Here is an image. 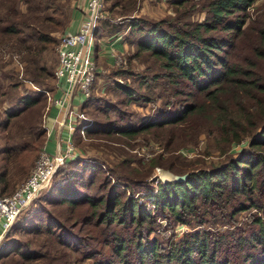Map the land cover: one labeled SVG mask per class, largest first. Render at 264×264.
Masks as SVG:
<instances>
[{"label": "trees", "instance_id": "obj_1", "mask_svg": "<svg viewBox=\"0 0 264 264\" xmlns=\"http://www.w3.org/2000/svg\"><path fill=\"white\" fill-rule=\"evenodd\" d=\"M168 3L173 14L152 20L136 18L127 24V36L140 35L130 57L154 59L160 70L154 78H165L174 88L173 95L184 99L176 98L173 108L139 126L121 128L115 120L102 127L96 121L77 126L83 125L86 135L98 138L114 133L131 139L144 134L145 140L154 139L165 148L193 146L199 134H215L220 153L227 155L222 164L210 170L189 171L192 163L171 157L172 161L165 160L162 166L174 174L188 172L186 178L159 182L152 194L156 208L168 218L196 228L165 245L156 239L147 241L155 217L145 208V201L133 196L122 198L135 169L125 171L121 163L119 167L127 175L109 169L99 182L102 195L83 193L73 184L58 186L61 197L54 203L65 205L57 213L62 217L53 216L50 210L36 214L44 227L37 225L30 230L36 236L27 245L33 243L35 247L21 249L22 244L11 241L0 252V258H8L5 264H74L87 258L94 264H264V218L259 214L264 213V0ZM21 4L26 6L23 13ZM57 4V0H0V50L25 62L20 77L19 72L10 70L13 83L9 87L23 86V79L40 87L50 80L54 84L53 69L40 62L42 53L55 41L52 27L38 28L33 14L50 12L42 23H59L55 16L62 11ZM197 10L204 13L201 20L190 16ZM96 28L102 26H95L93 36L99 33ZM113 73L129 71L121 67ZM115 86L126 96L121 102L139 98L127 84L116 82ZM40 97V91L24 89L17 103L21 108H33ZM87 98L80 105L82 111L88 106ZM20 110L7 113L3 130L10 127V119ZM26 118L31 117L24 115L22 122ZM30 129L33 125L27 127ZM3 140L0 185L10 176L6 164L11 159L22 164L20 156L26 150L24 145H16L12 134H5ZM241 141L240 154L231 155V148ZM118 179L128 182L118 185L114 181ZM0 191L5 194L3 187ZM251 209L256 212L246 220L238 219L239 212ZM72 254L77 256L71 259Z\"/></svg>", "mask_w": 264, "mask_h": 264}, {"label": "rangeland", "instance_id": "obj_2", "mask_svg": "<svg viewBox=\"0 0 264 264\" xmlns=\"http://www.w3.org/2000/svg\"><path fill=\"white\" fill-rule=\"evenodd\" d=\"M57 1L59 4L57 5L61 7L60 9L62 11L61 15L55 16V20L59 21V23L54 22L49 25L42 23L43 16L50 12L41 10L33 14V22L38 28L42 27V29H45L46 27H52L50 33L55 41L42 53L40 62L46 68H52L53 71L57 64L55 45L59 37L66 32L70 19L75 14V10H78L77 7L81 5L80 2H75L74 0ZM114 5H117L118 8H115ZM19 10L21 13L25 12V4H21ZM105 11L106 18L99 22L102 27L109 28L105 32L107 35L112 31L110 29H115V24L111 27L110 23L112 19L117 17L123 19V23L128 24L136 18H148V20H152L151 18L157 19L164 15L173 14L171 5L168 1L164 0H106ZM115 13H118V15ZM130 14L131 16H128ZM203 15V12L197 10L191 13L190 16L192 19L201 20ZM115 23L117 22L115 21ZM139 37V34L127 36L125 39L127 53L121 54V62L116 64L112 58V67L104 69L98 74V77L93 83L91 96L87 98L88 106L84 107L83 111L81 110L84 115L74 121L76 123V130L71 136L75 147L74 154L68 155L65 158L62 164H60V168L58 167L59 169L52 176L49 184L20 212L9 231L3 236L2 240L5 245H2L3 248L0 249V252L11 241L16 244H22L21 249L35 247L33 243L31 246L29 244L27 245L29 243L28 240L31 242L36 236L30 230L37 225H40L41 228L44 227V222L38 220L35 217L36 214H45L44 210H50L53 216L62 217V215H58L57 213L65 205L54 203V201L61 197L57 190L58 186L63 185L61 187L66 188L71 187L73 184L78 191L83 193L85 192L92 196L102 195L104 190L98 187L99 182L110 173L109 169L111 168L118 169V173L121 175H127L125 171L135 169L133 174H130L135 175V177L132 183L128 184L125 196L122 198L133 196L137 197L139 202L145 201V208L155 217L154 230L149 234L147 241L156 239L158 243L165 245L171 238L180 239L185 232L196 228H191V226L185 224H176L171 218H168L167 213L161 212L156 208L152 194L155 192L159 182L167 181V178H163L162 181L156 182L157 174L170 172L162 166L165 160L172 161L174 157H178L185 163H192L189 171L192 169L194 171L200 169L210 170L222 164L227 155L220 153V144L217 143L215 134L208 131L199 134L197 140L191 143L193 146L186 144L182 147L170 146L169 148H165L159 142H155L154 139L145 140L146 137L144 134H140V137L135 136L131 139L121 137L114 133L109 137L100 136L98 138L93 135H86L82 130L83 125L77 126L83 123L87 125L90 123L92 125L96 121L102 127V124L112 120H115L121 128L139 126L147 120L156 118L162 111L164 112L165 110L167 111L173 108V103L176 98L184 99V96L173 95L174 88L166 82L165 78H154V75L160 71L155 67L154 63L156 62L154 59L146 55L130 57L135 51V39ZM98 56H100L99 53ZM13 57V59L10 58L8 54H4L0 50V85L4 86L0 89V145L3 144V136L5 134H12L15 136L16 145H24L26 150L20 156V163L22 164H14L11 161L12 159L6 164L10 166L8 169L10 176H8V180L4 184L0 185L1 189L3 187L5 190L4 193L11 192L18 183L26 178L39 151L42 149L41 147L44 145V139L46 140L47 136L46 119L48 108L51 105V97L55 90L52 80L46 86L40 87L29 80L23 79V86L17 88L9 87L13 83L9 77L10 70L19 72L20 77L25 67V62H19L16 56ZM121 67L126 68L129 73L115 75L113 71ZM116 82L127 84L139 95V98L129 102H121L122 100L125 101L126 96L116 88ZM24 89L36 90L41 93L38 103L33 108H21V105L17 103L18 97ZM2 92L3 94H1ZM18 109H21L19 115L12 117L10 119V121L12 120L10 127L8 126L7 129L3 130L1 124L7 118V113L14 112ZM71 111L75 115L78 113L75 109H71ZM24 115H30L31 118H26L22 122ZM29 125L31 127L33 125V129L27 131ZM40 133L43 134L41 137ZM9 142L11 143L10 139ZM242 142L236 143L231 148V155L238 156L240 154L238 149L242 146ZM124 160L125 162H123ZM1 163L0 160V170ZM121 163H124L123 169L125 171L119 167V165H122ZM24 164L26 166L21 167ZM111 181L113 182V180ZM114 181L118 185L128 182L122 179ZM118 185L115 186L116 189L123 191L122 187ZM147 187H149V190H145ZM255 212V209L244 210L239 212L237 217L240 220H246L250 214ZM259 214L264 218V213L259 212ZM64 217L65 214H63ZM223 227L221 226L220 228ZM76 231L74 229V232ZM75 256L77 254H72L71 259ZM13 257L17 256L14 255ZM6 259L8 258L1 257L0 264H5ZM74 264H94V262L92 258H87Z\"/></svg>", "mask_w": 264, "mask_h": 264}, {"label": "built area", "instance_id": "obj_3", "mask_svg": "<svg viewBox=\"0 0 264 264\" xmlns=\"http://www.w3.org/2000/svg\"><path fill=\"white\" fill-rule=\"evenodd\" d=\"M169 1V0H164ZM104 0H86L84 15L76 31H66L55 45L57 64L53 71L54 86L58 92L52 95L51 103L57 108L54 124L64 128L68 138L64 146L56 145V153L49 154L44 147L39 151L32 168L24 180L18 183L9 194L0 191V249L3 236L9 231L19 213L46 187L60 164L74 152L71 138L76 129V121L84 114L80 104L90 96L98 71L91 52L93 31L98 20L106 18ZM113 60L119 64L121 55L113 54ZM71 109L78 113L73 114ZM81 111V112H80ZM160 174L156 182L162 181ZM1 251V250H0Z\"/></svg>", "mask_w": 264, "mask_h": 264}, {"label": "crops", "instance_id": "obj_4", "mask_svg": "<svg viewBox=\"0 0 264 264\" xmlns=\"http://www.w3.org/2000/svg\"><path fill=\"white\" fill-rule=\"evenodd\" d=\"M74 1L80 2L81 5L80 6L75 5V6H78L77 7L78 10L77 9H76L77 11L75 10V14L70 19V22H69V25L66 31H76L84 15L86 0H74ZM114 7L118 8L117 5H114ZM115 14L118 15V13H115ZM128 16H131V14ZM102 20L103 19H101V21ZM112 21L110 23V26L112 27L115 24V29H110L112 31L108 33V35L105 34V32H107L109 28L102 27L99 29L96 28L97 30H99V33H97L96 36L92 37L91 52L95 58L97 69L99 72L103 71L104 69H108L109 67H112L113 54L121 55V54L127 53L126 45H125V39L127 38V32H128L127 24L123 23L124 20L119 19L118 17L115 19H112ZM115 21L117 23H115ZM100 22L98 21L96 25L100 26ZM98 53L100 54V56H98ZM57 94L58 92L54 90L52 95H57ZM83 101H85V99ZM74 103L75 104L79 103L80 105H82L83 102L80 103V102L74 101ZM50 104L51 105L48 108V114H47V119H46L47 120V136H46V140H45L43 147L49 154H54L57 152L56 145L58 143L61 144V147L64 146L63 144H64V141L68 138V134L64 128H57V126L54 124V116H56L57 114V108L52 103ZM9 193H5V194H9Z\"/></svg>", "mask_w": 264, "mask_h": 264}, {"label": "water", "instance_id": "obj_5", "mask_svg": "<svg viewBox=\"0 0 264 264\" xmlns=\"http://www.w3.org/2000/svg\"><path fill=\"white\" fill-rule=\"evenodd\" d=\"M169 173V177L166 179L167 181L173 180V181H182L186 178L187 174H174V173Z\"/></svg>", "mask_w": 264, "mask_h": 264}, {"label": "bare ground", "instance_id": "obj_6", "mask_svg": "<svg viewBox=\"0 0 264 264\" xmlns=\"http://www.w3.org/2000/svg\"><path fill=\"white\" fill-rule=\"evenodd\" d=\"M162 178H168L169 177V173L164 172L162 174H160ZM165 176V177H164ZM165 180V179H164Z\"/></svg>", "mask_w": 264, "mask_h": 264}]
</instances>
